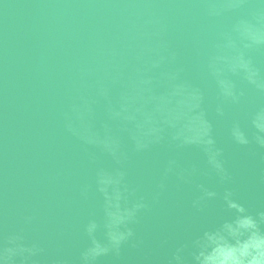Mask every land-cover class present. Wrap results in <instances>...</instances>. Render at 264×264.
Segmentation results:
<instances>
[{"label":"water","instance_id":"95a60500","mask_svg":"<svg viewBox=\"0 0 264 264\" xmlns=\"http://www.w3.org/2000/svg\"><path fill=\"white\" fill-rule=\"evenodd\" d=\"M261 141L264 0H0V264L187 257L264 210Z\"/></svg>","mask_w":264,"mask_h":264},{"label":"clouds","instance_id":"9594fccd","mask_svg":"<svg viewBox=\"0 0 264 264\" xmlns=\"http://www.w3.org/2000/svg\"><path fill=\"white\" fill-rule=\"evenodd\" d=\"M261 145L264 146V141H261ZM205 195L208 198L215 197L214 193L207 191ZM224 202L232 214L231 218L224 220L214 229L204 231L196 238L187 257L183 253L188 245L178 248L168 264H264V210L250 212L233 198L232 193H228ZM95 227V224L88 227L90 236ZM132 235L131 230H128L113 238L102 249L94 247L92 240V247L83 254V261L85 264H94L98 257L109 252L118 255L121 244Z\"/></svg>","mask_w":264,"mask_h":264}]
</instances>
